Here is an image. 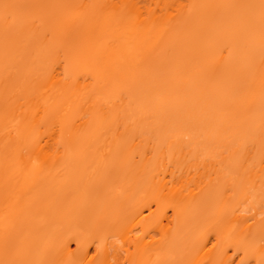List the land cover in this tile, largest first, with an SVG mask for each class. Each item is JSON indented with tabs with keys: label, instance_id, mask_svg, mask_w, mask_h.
<instances>
[{
	"label": "bare ground",
	"instance_id": "bare-ground-1",
	"mask_svg": "<svg viewBox=\"0 0 264 264\" xmlns=\"http://www.w3.org/2000/svg\"><path fill=\"white\" fill-rule=\"evenodd\" d=\"M0 264H264V0H0Z\"/></svg>",
	"mask_w": 264,
	"mask_h": 264
},
{
	"label": "snow or ice",
	"instance_id": "snow-or-ice-1",
	"mask_svg": "<svg viewBox=\"0 0 264 264\" xmlns=\"http://www.w3.org/2000/svg\"><path fill=\"white\" fill-rule=\"evenodd\" d=\"M9 6L8 5H5V8L7 9Z\"/></svg>",
	"mask_w": 264,
	"mask_h": 264
}]
</instances>
